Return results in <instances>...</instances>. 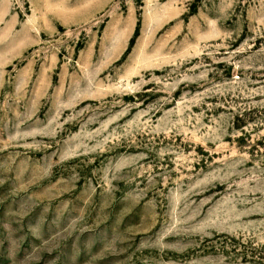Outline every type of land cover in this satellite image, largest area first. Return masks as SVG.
<instances>
[{"label": "rangeland", "instance_id": "obj_1", "mask_svg": "<svg viewBox=\"0 0 264 264\" xmlns=\"http://www.w3.org/2000/svg\"><path fill=\"white\" fill-rule=\"evenodd\" d=\"M81 1L0 0V264H264V0Z\"/></svg>", "mask_w": 264, "mask_h": 264}, {"label": "crops", "instance_id": "obj_2", "mask_svg": "<svg viewBox=\"0 0 264 264\" xmlns=\"http://www.w3.org/2000/svg\"><path fill=\"white\" fill-rule=\"evenodd\" d=\"M67 0H64V2H66ZM103 0H84L82 2L83 4V9L85 10H95V11H101L102 8H100L102 6V4H100ZM64 2H60L59 3L55 2V13L60 11V14L63 16L64 15V11H66V14L70 15V13H73L75 11V9L72 8V5H67L66 9L64 10H60L61 7H63Z\"/></svg>", "mask_w": 264, "mask_h": 264}]
</instances>
